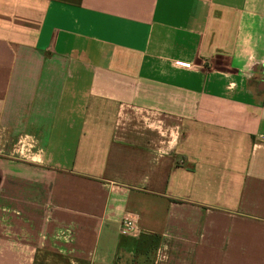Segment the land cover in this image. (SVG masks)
Returning <instances> with one entry per match:
<instances>
[{"label":"crops","instance_id":"0c3cea01","mask_svg":"<svg viewBox=\"0 0 264 264\" xmlns=\"http://www.w3.org/2000/svg\"><path fill=\"white\" fill-rule=\"evenodd\" d=\"M262 139L264 0H0V264H264Z\"/></svg>","mask_w":264,"mask_h":264},{"label":"built area","instance_id":"2783aa9c","mask_svg":"<svg viewBox=\"0 0 264 264\" xmlns=\"http://www.w3.org/2000/svg\"><path fill=\"white\" fill-rule=\"evenodd\" d=\"M259 142L264 145V139L260 140ZM119 229L124 234L130 235L134 238H139L143 233L136 220L129 217H125L121 220L119 223Z\"/></svg>","mask_w":264,"mask_h":264},{"label":"rangeland","instance_id":"374dc122","mask_svg":"<svg viewBox=\"0 0 264 264\" xmlns=\"http://www.w3.org/2000/svg\"><path fill=\"white\" fill-rule=\"evenodd\" d=\"M28 158V157H27Z\"/></svg>","mask_w":264,"mask_h":264}]
</instances>
